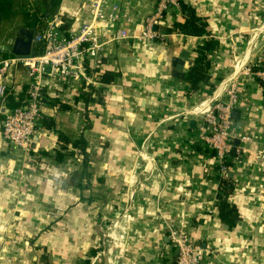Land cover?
<instances>
[{
  "label": "crops",
  "instance_id": "0c3cea01",
  "mask_svg": "<svg viewBox=\"0 0 264 264\" xmlns=\"http://www.w3.org/2000/svg\"><path fill=\"white\" fill-rule=\"evenodd\" d=\"M126 1L132 21L124 26L137 35L155 1ZM88 2L60 0L58 13L67 15L69 31L88 21ZM186 2L206 20L207 35L176 31L173 22H184L185 15L171 7L157 37L107 43L86 72L95 85L84 89L47 77L41 112L54 120L55 131L42 124L26 159L11 155L3 141L0 108V264H176L170 228H183L205 251L207 264H264V163L255 156L264 149V86L242 71L261 53L255 43L264 37V8L256 17L253 0ZM115 29L107 27L106 37ZM210 38L220 43L210 55L219 80L211 92L190 90L183 81L188 69L182 78L174 72L179 61L193 63L197 45ZM94 69L118 74L105 84ZM19 80H26L20 67L10 82ZM224 81L245 88L232 114L233 130L253 140L244 150H231L229 202L239 215L232 226L219 217L220 177L213 152L198 138L195 111ZM88 94L85 104L81 97ZM53 96L71 108L52 106ZM60 133L82 138L83 153L57 163ZM134 170L139 175L131 179ZM130 184L135 207L118 221L121 231L115 235L123 239L114 245L103 232L111 233V219L124 207Z\"/></svg>",
  "mask_w": 264,
  "mask_h": 264
},
{
  "label": "built area",
  "instance_id": "2783aa9c",
  "mask_svg": "<svg viewBox=\"0 0 264 264\" xmlns=\"http://www.w3.org/2000/svg\"><path fill=\"white\" fill-rule=\"evenodd\" d=\"M153 12L142 24V36L125 28L126 22L132 21L127 14L129 3L126 0H89L85 6L89 19L76 31L61 30L63 22L59 13L44 19L45 24L33 33L32 50L41 48L38 54L28 56H8L0 54V108L1 136L11 155L26 159L30 151V143L40 137L42 130V107L46 97L47 77L60 83H79L86 89L96 82L86 75L87 67L105 53L107 43H120L130 39H153L158 36L159 25L169 8L180 11L181 0H154ZM259 9V8H258ZM261 10V9H259ZM116 26L110 38L105 29ZM26 71V80L10 82L13 71L18 68ZM243 74L255 79L264 86V49L256 59L242 68ZM103 86V85H101ZM222 87V88H221ZM244 86L237 82L224 81V84L211 93L204 108L195 109L199 116L198 138L207 150L212 151L215 158V170L218 177H226L229 168L226 157L233 149V141L239 140L238 151L246 149L252 138L246 134H238L233 130V111L242 103ZM11 94L17 105L7 108L4 99ZM255 156L264 163V149H257ZM140 169L139 166L136 170ZM139 173H131V179ZM136 202V191L132 184L126 190V202L121 210L115 211L111 219V233L103 232L111 238L112 243L119 244L123 234L119 220H125ZM128 219V218H127ZM168 236L175 249L176 264H207L205 251L192 241L183 228H170ZM123 250V249H121Z\"/></svg>",
  "mask_w": 264,
  "mask_h": 264
},
{
  "label": "trees",
  "instance_id": "16d2710c",
  "mask_svg": "<svg viewBox=\"0 0 264 264\" xmlns=\"http://www.w3.org/2000/svg\"><path fill=\"white\" fill-rule=\"evenodd\" d=\"M43 7L32 6L22 13V19H24V27L31 29L33 32L39 31L45 24L44 19L49 18L58 13V7L60 0H42ZM181 12L185 15V20L182 23L173 22V28L183 35L189 36H203L207 35V22L204 18L197 16L195 8L190 5L186 0L180 1ZM14 13V0H0V24L3 19L8 18ZM63 25L61 30L67 32L70 28L69 19L66 14H59ZM220 47L219 41L210 38L204 40L203 43L197 45L195 49V57L193 59L192 65L187 70L183 81L186 87L190 90H207L211 92L215 88L214 81L219 80V77H214L211 71V59L210 55L216 52ZM41 52V48L36 47L32 50V54H38ZM3 57L12 56L11 54H2ZM91 68L87 67L86 72L90 74ZM99 82L109 84L112 83L114 78L117 76V72L105 69L103 71L93 70ZM92 92H97L94 88L89 87ZM99 93V92H97ZM49 103L52 106H56L59 110L70 109L71 106L63 101H60L58 97H48ZM91 94L83 95L81 99L85 104L91 101ZM76 99L74 101L76 102ZM43 102L46 100L43 99ZM4 104L7 108H12L17 105L14 102L12 95L9 93L4 99ZM42 124L49 129L55 131L54 120L47 115L42 114ZM58 141L60 143L59 148L55 149L53 154L54 159L57 163L65 161L67 156H75L83 153L85 141L82 138L72 140L68 136L60 133L58 136ZM69 145L77 148V151L69 149ZM235 154L230 152L226 157V166L234 165ZM220 190L216 197V207L219 213L220 219L232 226L238 219L239 215L237 209L230 204L229 196L233 191L234 184L232 179L226 175V177H221L219 179Z\"/></svg>",
  "mask_w": 264,
  "mask_h": 264
},
{
  "label": "rangeland",
  "instance_id": "374dc122",
  "mask_svg": "<svg viewBox=\"0 0 264 264\" xmlns=\"http://www.w3.org/2000/svg\"><path fill=\"white\" fill-rule=\"evenodd\" d=\"M42 6V0H14V13L8 18L3 19L0 24V54H11V45L14 40L18 28H24V19H22V13L32 6ZM43 7V6H42ZM261 10H259V9ZM264 8V0H253V6L251 11L256 14V17L260 15V12ZM264 49V37H260L258 42L255 43V51ZM13 55V54H11Z\"/></svg>",
  "mask_w": 264,
  "mask_h": 264
},
{
  "label": "water",
  "instance_id": "95a60500",
  "mask_svg": "<svg viewBox=\"0 0 264 264\" xmlns=\"http://www.w3.org/2000/svg\"><path fill=\"white\" fill-rule=\"evenodd\" d=\"M142 29V28H141ZM157 27L154 28V31H157ZM33 31L28 28H18L16 35L14 37V40L11 45V54L16 56H28L31 54L32 51V38H33ZM137 36L141 37L142 33L140 30V33L137 34ZM188 56L187 52H183L181 57L185 59V57ZM187 63H183L182 61H179L180 64L177 65V69L174 72V75H178L180 78L183 77L182 71L185 69H189V66L192 64H189V62L186 60ZM3 111V109H1ZM36 143L31 142L30 147H33ZM239 144V140L235 139L233 141V149L235 150L236 146Z\"/></svg>",
  "mask_w": 264,
  "mask_h": 264
}]
</instances>
